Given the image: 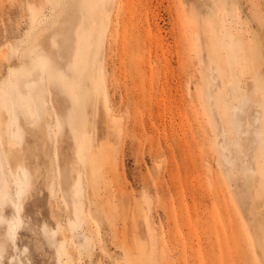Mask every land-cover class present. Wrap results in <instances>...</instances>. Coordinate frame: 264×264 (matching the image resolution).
I'll return each instance as SVG.
<instances>
[{"label": "rangeland", "instance_id": "obj_1", "mask_svg": "<svg viewBox=\"0 0 264 264\" xmlns=\"http://www.w3.org/2000/svg\"><path fill=\"white\" fill-rule=\"evenodd\" d=\"M83 2L99 47L78 69ZM37 68L46 153L8 93ZM2 97L0 150L10 125L38 179L0 200V264H264V0H0Z\"/></svg>", "mask_w": 264, "mask_h": 264}, {"label": "bare ground", "instance_id": "obj_2", "mask_svg": "<svg viewBox=\"0 0 264 264\" xmlns=\"http://www.w3.org/2000/svg\"><path fill=\"white\" fill-rule=\"evenodd\" d=\"M88 4L83 2L79 7L82 9V13H86L87 19L82 23V25L78 28V35H79V41L77 42V46L75 47V57L73 62L75 63L76 68L81 69L84 63L88 62V57L92 56L90 50L94 49V52L99 47V35L98 33L93 34V38H97L92 40L93 38H90L88 35V32L86 31V23L89 21V19L92 17L91 9L87 6ZM80 11V10H79ZM83 15V14H82ZM39 65V62L37 63ZM40 69L37 68L33 73H30L28 71H22L17 72L13 77H11V85L10 89H8V93L12 94L15 99L18 98H27L31 99L34 104L36 117L31 120V126L38 127L39 128V120H42V128L40 127V130H42V146H43V152L46 153V145L47 141L50 139V120L53 119V116L50 112V109L47 106L46 100L48 99V96L45 94V92H42L43 88V82L42 78L40 77ZM100 83H102L101 86V93L103 102L108 110H110L109 106V96L107 91L104 89V76L100 75ZM0 105L8 107V100L4 97L0 98ZM115 114H113L114 116ZM112 116V115H111ZM110 116V117H111ZM111 117V119L115 118ZM83 121H84V114L83 112L80 113L75 119L74 124L77 126L79 132L82 134L78 141V147L82 150L88 149V143L85 138V133L83 130ZM54 123V121H53ZM57 125L59 127L61 126V123L58 121ZM21 142V136L20 135H13L10 131V125L7 129V138L4 140V143H1V150H0V161H2V164L0 165V200L3 198L6 200H11L14 202L15 208L16 203L15 200L18 197H21L22 200L24 199L25 195L34 187L37 179H38V171L36 168H33L31 171H28L26 168V162L25 159L21 153V146L19 145ZM5 145V146H4ZM46 155V154H45ZM89 168L92 172L93 166L91 162L93 161L92 157L89 156ZM6 161L7 164V170L11 174L12 178H9L7 175V170L4 167L3 161ZM73 171L76 172V180L74 181V188L72 190V201L77 203V198L80 193V187H81V175L78 168V164L72 165ZM46 175V187L48 189H52L50 180L52 179V176L49 175V170H47ZM15 181V189H13V186L11 182ZM11 189V192H10ZM52 193V191H50ZM74 211L76 212V208H74ZM1 220V219H0ZM64 235V233H63ZM11 236H8L7 238H0V250H2V244H8V239Z\"/></svg>", "mask_w": 264, "mask_h": 264}]
</instances>
